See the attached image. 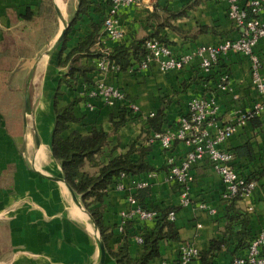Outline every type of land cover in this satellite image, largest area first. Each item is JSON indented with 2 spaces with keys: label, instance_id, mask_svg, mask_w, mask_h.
<instances>
[{
  "label": "crops",
  "instance_id": "obj_1",
  "mask_svg": "<svg viewBox=\"0 0 264 264\" xmlns=\"http://www.w3.org/2000/svg\"><path fill=\"white\" fill-rule=\"evenodd\" d=\"M91 1L96 3V0ZM246 2L239 0L241 6ZM44 3L45 0H0V227L3 228L1 241L6 246L5 251L0 253V264H97L99 250L89 212L80 211L73 204L64 184L54 180L61 177V170L50 149L54 124L51 101L57 80L66 72V68H58L57 55L52 54L32 73L34 65L29 68V59L22 55L24 51L28 52L29 46L25 34L33 23L46 16L44 13L39 15ZM76 7L77 0L73 15ZM227 9L226 1L139 0L136 5L121 9L117 15V25L123 39L101 42V27L93 50L100 53L101 49H107L111 52L119 43L145 38L157 30L158 36L168 42L167 46L174 54L193 55L199 46L240 37L241 32L229 20ZM182 11L183 16L171 19V13ZM101 18L102 15L93 8L88 16H83L68 36L67 50L89 35L92 24L98 23ZM258 18L264 20V11L259 13ZM201 28L206 30L202 32ZM15 46L21 49L14 65L9 57ZM254 51L261 59L260 73L264 78V40L257 43ZM96 62L97 58L80 60L82 66L94 69L87 73L92 84L100 82L121 89L139 109L132 120L114 130L110 118L112 115L115 117L116 112L102 99H82L74 107L78 120L69 124L63 137L72 131L88 135L93 128L102 130L108 136V145L97 158L100 166L126 154L129 147L144 135L148 119L158 110L163 109L164 124L161 129L166 132L173 130L178 119L187 112L190 101L211 98L217 108L216 125H235L233 135L218 148L232 152L236 171L255 183L250 195L239 198L232 206L247 220L246 235L239 236L240 224L234 225L232 232L226 233L229 205L223 201V185L209 162L204 159L191 166L187 191L189 203L182 205L180 188L165 169L166 159L170 155L178 163L190 147L176 143L172 151L166 153L159 142L154 141L147 151L146 160L155 171L121 178L118 184L123 185V190L117 189V184L110 186L102 203L97 205L101 209L106 233L111 235L108 248L116 251L122 245V233H119L118 227L123 214L130 210L126 200L132 189L130 181H140L145 184L140 189H146L143 198L146 206L173 209L170 213L175 215L173 223L179 235V241H160V256L148 264L176 260L183 243H190L201 252L209 248L212 240L218 239H224L225 246L212 264H230L234 257L244 256L248 240L258 233H264V115L237 123L240 112L251 110L259 101L252 85L248 58L228 54L208 72L200 68L199 59L194 55L182 71L168 73L160 72L155 65L147 69L134 67L130 70L129 67L117 73H100L96 70ZM38 68H42L39 71L41 77L35 81ZM224 73L229 79L227 89L219 86ZM43 77L44 88L41 87ZM82 80L79 77L78 82ZM27 83L32 102L31 114L34 121L37 118L42 124L37 135L34 131L31 134L26 130L27 123L24 124L20 114L12 109L13 103L20 98L24 103ZM30 86L40 90L30 95ZM60 90L63 93L60 97L62 106L76 97L65 86ZM233 95L238 98L232 99ZM44 99L47 101L45 107ZM35 102L37 106L34 107ZM35 135L39 145L35 142ZM138 158L137 154L131 156L133 161ZM98 170L99 166L89 164L83 168L90 175ZM140 189L133 191V194L137 196ZM141 225L153 229L155 224L134 220V226L129 230L132 237L128 240L132 259H136L141 250V245L135 241V237L141 235ZM239 238L245 246L237 248ZM105 264L116 263L108 254Z\"/></svg>",
  "mask_w": 264,
  "mask_h": 264
},
{
  "label": "built area",
  "instance_id": "obj_2",
  "mask_svg": "<svg viewBox=\"0 0 264 264\" xmlns=\"http://www.w3.org/2000/svg\"><path fill=\"white\" fill-rule=\"evenodd\" d=\"M108 4L106 15L103 19L102 33L100 41H120L123 33L117 25V15L125 7L136 5L139 0H104ZM213 2L226 1L228 3L227 16L232 24L241 32L236 40H223L214 45L199 46L194 52V56L199 59L200 68L208 72L219 60L228 54H238L247 57L250 62V77L254 90L259 101L253 108L246 112H240L237 123H243L253 118L264 115V78L262 77L261 59L255 53L254 48L260 40H264V20L258 18L259 13L264 11V0H247L244 6L239 4V0H209ZM252 15V17H250ZM146 56L139 64L130 67L147 69L151 65L158 67L162 73L182 71L193 57V55L174 54L171 49L157 41H147ZM109 51L100 50V57L97 58L96 70L100 73L111 71L120 72L117 65L108 59ZM228 75L224 73L220 78L219 86L227 89ZM78 95L87 100L102 99L109 108H125L127 117L133 119L139 112L138 107L128 100L127 95L119 88L97 83L89 87L83 83ZM236 95L232 99L236 100ZM217 108L211 98L193 99L188 104L187 112L176 122L173 130L152 134L149 143L159 142L160 147L166 153H170L176 143H183L190 147L184 153L178 163L172 156L166 159L168 175L172 181L180 188V203L187 205L188 184L191 181L190 168L193 164L206 159L212 169L220 178L223 185V201L227 202L235 197L246 198L255 187L254 181H249L239 175L233 166L234 155L230 151L219 149L218 146L228 140L235 131V125L225 124L218 126L215 123ZM140 181H130L129 194L126 198L130 210L123 214L122 222L118 227L122 233V227L128 220H138L143 223L154 222L156 214L138 205L134 199L133 191L144 187ZM117 189L123 190V185L117 184ZM200 208H204L200 206ZM175 215L169 213L168 220L174 221ZM137 244L143 243L141 235L135 237ZM199 256V250L190 243H183L174 261H162L161 264H195ZM230 264H264V233L252 236L247 242L246 254L236 256Z\"/></svg>",
  "mask_w": 264,
  "mask_h": 264
},
{
  "label": "trees",
  "instance_id": "obj_3",
  "mask_svg": "<svg viewBox=\"0 0 264 264\" xmlns=\"http://www.w3.org/2000/svg\"><path fill=\"white\" fill-rule=\"evenodd\" d=\"M93 5V6H92ZM51 0H45L44 5L39 9V15L48 14L50 12ZM93 8L102 15L98 23L92 24V31L82 41H80L74 48L67 50L66 42L71 30L75 24L83 17L88 16ZM108 4L104 0H96L93 4L91 0H77V7L73 17L71 18L65 36L59 46L57 53V67L66 68V72L57 80L56 88L52 97L51 107L54 116L53 130L51 133L50 149L53 158L60 164L62 175L71 188V190L81 197V201L85 209L94 219L105 244V248L110 257L116 264H148L151 260L160 256L158 244L160 241H179L178 230L173 221L168 220V215L173 209H159L156 207H148L144 201V192L146 189H140L138 195L134 194V199L138 205L144 209H149L156 214L154 220V228L148 229L146 225H141L140 234L143 243L141 250L136 259H132L129 255L128 247L129 238L132 237L130 228L134 226V220H128L122 227V245L116 251L108 248V240L110 234L106 233L107 228L104 227L101 217V209L97 207L102 203L103 197L110 186L118 184L123 177H134L143 173L154 172L155 169L149 165L146 160L147 151L151 143L149 140L154 133L162 132L164 124L163 109L148 119L147 127L145 128L144 135L139 137L127 151L126 154L114 157L108 161L107 164L100 166L97 158L102 154L105 147L108 145L107 134L102 130L93 128L88 135H82L78 131H72L67 137H63V133L68 129L69 124L77 122L74 115V107L83 98L79 97L78 93L83 83L89 87H93L92 81L87 77V73L94 70L87 68L80 64L82 58H99L101 55L93 50L97 42L99 32L103 25V19L106 15ZM184 15V12L171 13V19H176ZM252 17V15H250ZM28 18V16H27ZM163 26H165L163 24ZM170 28L176 30L170 24ZM201 28L200 31H205ZM157 41L164 45L168 42L158 36V31L145 38L132 40L130 42L119 43L111 52L108 53V59L114 65H117L120 71L139 64L145 58L146 42ZM79 77H82V82H78ZM65 86L72 91L76 97L66 105L60 104V97L63 95L61 87ZM87 100V99H86ZM116 116H111V124L114 130L123 126L129 119L125 108L113 109ZM12 119V118H11ZM137 154L139 156L137 161L131 160V156ZM86 164L96 167L99 170L96 174L90 175L83 171ZM168 171V168H165ZM143 192V193H142ZM240 197L235 196L228 201L229 209H227V223L226 233L232 232L233 226L240 224L241 230L239 236L246 235L247 220L244 215L232 208L234 202ZM240 244L238 247L245 245ZM225 246L224 239L212 240L209 248L205 251L199 252L197 262L199 264H212L217 254L222 251Z\"/></svg>",
  "mask_w": 264,
  "mask_h": 264
},
{
  "label": "rangeland",
  "instance_id": "obj_4",
  "mask_svg": "<svg viewBox=\"0 0 264 264\" xmlns=\"http://www.w3.org/2000/svg\"><path fill=\"white\" fill-rule=\"evenodd\" d=\"M64 4H65L64 5L65 8H63L62 10L61 8H59L62 13V18H63L62 21H59L57 14L53 8V3L51 0L50 12L45 16L44 19L37 20L35 23H33L30 26L27 33L25 34L27 37L26 40L27 45L29 46H28V52L24 51L22 55H24L26 58L29 59L28 67L29 66L32 67L34 65V67L31 68L32 73H34L36 66L39 67L43 61L44 62L47 61L48 59L47 51L50 48V46L53 44L56 37L58 36L60 30L63 28L62 25L63 21L65 24L68 25L73 16V8H74V4H76V0H64ZM59 46L55 49L53 54L57 55ZM20 49L21 48H18L17 46L14 47L13 52L9 57L10 59L9 61L11 64L13 63L14 65L16 64L18 57L20 56L19 53ZM39 71H42V68L37 69L36 78L34 79L35 81L36 80L38 81V79L41 77ZM25 75L26 72L24 71L23 74V78H25L24 82H26L27 79V76L25 77ZM44 76H46V74H44ZM44 86L46 85L44 84V77H43L41 87L44 88ZM35 90L37 91L38 88L37 87L33 88V86H30V95L31 94L34 95ZM46 103L47 101L44 99V105L42 104L43 107H45ZM13 105L14 108L12 107V109H14V111H16L18 115L20 114L23 120H26L27 123L26 130H28V132L30 131L31 134H33L34 131V133L37 135V131H40L42 129V124L37 118H35L34 121L33 115L31 113L25 115L23 98L22 99L20 98L18 101L13 103ZM35 106H37L36 102L34 103V107ZM31 107H32V102H31ZM2 233H3V228L0 227V253L5 251L6 249V246H4V241H1L3 239Z\"/></svg>",
  "mask_w": 264,
  "mask_h": 264
},
{
  "label": "water",
  "instance_id": "obj_5",
  "mask_svg": "<svg viewBox=\"0 0 264 264\" xmlns=\"http://www.w3.org/2000/svg\"><path fill=\"white\" fill-rule=\"evenodd\" d=\"M52 3H53V8L57 14V17L59 19V21H62L63 18L61 16V13L60 11L58 10L57 8V5L55 3V0H52ZM69 25V24H68ZM68 25L64 23V26L63 28L61 29V31L59 32L58 36L56 37V39L54 40L53 44L50 46V48L48 49L47 51V55H52L53 52L55 51V49L61 44L64 36H65V32L68 28ZM32 76V73L30 74V78ZM24 111H25V115H28L31 113V102H30V97H29V83H27V86H26V89H25V94H24ZM24 124H26V120H24ZM35 142L37 145H39V139L38 137L35 135ZM60 170H61V167H60ZM46 177V176H45ZM48 178V177H47ZM55 181L57 182H61L64 184L66 190L68 191L69 195H70V198L73 202V204L80 210V211H83L86 213V209L85 207L83 206V203L81 201V197L80 196H77L72 190L71 188L67 185L63 175H62V171H61V177L60 178H57V179H54ZM90 219L93 223V228H94V239H95V242L97 244V247H98V250H99V257H98V262L97 264H105V261H106V258H107V251H106V248H105V244L103 242V239L101 237V233L94 221V219L92 218V216H90Z\"/></svg>",
  "mask_w": 264,
  "mask_h": 264
},
{
  "label": "bare ground",
  "instance_id": "obj_6",
  "mask_svg": "<svg viewBox=\"0 0 264 264\" xmlns=\"http://www.w3.org/2000/svg\"><path fill=\"white\" fill-rule=\"evenodd\" d=\"M55 3H56V5H57V8H58L59 11H60L59 8H61V10H62L63 8H65V7H64V5H65V4H64V0H56ZM60 13H61V11H60ZM61 16H62V13H61ZM62 25L64 26V21H63Z\"/></svg>",
  "mask_w": 264,
  "mask_h": 264
}]
</instances>
